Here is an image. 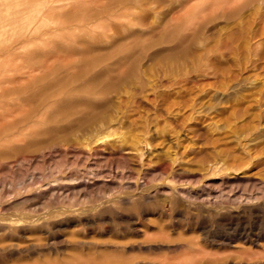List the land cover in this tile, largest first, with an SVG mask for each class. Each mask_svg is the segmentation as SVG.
<instances>
[{"label":"rangeland","instance_id":"obj_1","mask_svg":"<svg viewBox=\"0 0 264 264\" xmlns=\"http://www.w3.org/2000/svg\"><path fill=\"white\" fill-rule=\"evenodd\" d=\"M178 10L184 12L183 18H172ZM0 19L4 21L0 24V69H9L11 75L0 83V113L29 115L9 127L0 142L22 149L29 139L34 141L32 148L42 149L28 154L15 150L0 159V246L15 243L0 248V264H151L137 263V259L195 254L192 244L233 258L237 250L248 247L242 240V246L231 243L229 247L226 240L243 228L260 232L264 209L254 213L240 204L217 207L209 196L220 193L217 184L228 178L263 177L264 162L247 165V156L263 145L264 136L257 130L259 134L254 131L237 140L231 135V125L237 120L225 126L222 118L211 117L215 113H264V0H0ZM91 52H109V60L120 57L123 64L136 62L139 71L127 86L134 92V101H129V93H124L129 99L122 103L114 96L104 127L83 142L49 146L50 137L65 133L61 127L66 117L59 109V95L44 101L52 82L44 76L52 70V78L67 71V61L59 57L74 55L69 61V70H74ZM49 55L52 58L47 59ZM25 85L32 86L24 91ZM174 131L181 135L180 146L170 139ZM181 152L188 159L186 167L172 161V156L180 161ZM232 156H237L235 164ZM238 156H245L247 164ZM19 157L23 163L13 162ZM205 163L210 166L206 168ZM179 168L197 174L200 182H182L175 175ZM58 173H99L97 184H110L111 190L91 195L75 189L78 193L72 199L48 203L39 191L34 192L38 196L27 198L32 192L26 186ZM76 181L69 180L65 187ZM10 188L15 193L9 194ZM166 188H174L173 202L167 208ZM186 188L191 192L182 194L180 190ZM14 214H46L40 226L26 230L41 242L37 247L25 246L29 240L22 235V222L12 219ZM20 240L27 242L19 244ZM249 245L263 251L264 243ZM242 256L247 262L256 258Z\"/></svg>","mask_w":264,"mask_h":264},{"label":"bare ground","instance_id":"obj_2","mask_svg":"<svg viewBox=\"0 0 264 264\" xmlns=\"http://www.w3.org/2000/svg\"><path fill=\"white\" fill-rule=\"evenodd\" d=\"M81 1H83V0H81ZM29 3H31V1L28 2V4ZM114 4H116V3H114ZM26 7L29 9L30 6L29 7L26 6ZM26 7H24V8H26ZM21 9H23V8H21ZM47 9H45L44 11L46 12ZM9 12H10V10H8V13ZM52 12H53V10H52ZM183 13L184 12L181 13L180 10H178V11L173 13L172 18H183V16H184ZM1 19H0V24H1V22H4V21L8 22V19L6 20V18L4 19V21L3 20L1 21ZM109 52H107L105 54L93 53V52H91L90 54L88 53L89 55L86 56L82 65H76L75 66L76 68L73 66L75 68L74 70H69V68H71V67H69L70 66L69 61L71 59L70 57L74 58V55L71 56V54H70V57H68V56L67 57H59L60 60L65 59L67 61V65H69L68 67H66L67 71H65L64 70L65 68H63L62 70L65 71L63 74L57 73L56 76L54 78H52L54 76V70H52L50 73H47L44 76L45 79H48L50 81L52 79V82L49 85L50 86L49 91L46 93V95L45 94L43 95L44 101L49 102V101L53 100L54 98H56V97H54L55 95H59L60 98L57 99L59 106H60L59 109L63 110L65 112L62 114L66 117V123H65V125L62 124L63 126L61 127V129L64 130L65 133L62 132L63 133L62 135H56V137H50L48 142H47V144H49V146H56V145L62 144V143H68L70 145H73L75 143L83 142L87 137L92 135V133H94V131H96L98 128L103 126L104 122L106 121V117L108 116L107 114H109L108 111H110V109H108V106H109V104H110V102L114 96H115L114 98L119 99V103L120 102L122 103L126 100L128 101L129 98H131V99H129V101L133 100L135 98V95L132 94L133 91L130 92V90H132V89H130L128 91L127 86L130 85L131 82L133 81L132 77H133L134 73L136 71H139L138 65L136 64V62H132L131 64H123L120 57L113 58L112 60H109V55H108ZM51 56L52 55H49L47 57V59H50ZM76 56H79V55L76 54ZM82 56H81V59H82ZM53 58L56 59L55 56ZM103 60L104 61L106 60V61L104 63H101V64H95V63H97V62L99 63V61H103ZM49 65H48V67H49ZM8 70L3 69V68L0 69V83L3 81L4 78H5V80H7V77L11 76V75H9L10 72ZM8 72H9V74H8ZM144 81L147 82L146 79ZM37 82H38V79H37V81H35L33 83V85H36ZM31 86L32 85H27V86L25 85V87H23V90L28 91L29 87H31ZM143 90H144V88H143ZM124 93H129V95H126L129 98L126 97L124 95ZM29 96L31 97V100L34 99V97L32 98L33 95L31 96V94H30ZM29 96H27V98ZM133 101H131V102H133ZM131 102H129V103H131ZM133 104H135V103L133 102ZM116 106H117V104H116ZM117 107L120 108L119 106H117ZM176 114H178V113H176ZM203 114H205V113H203ZM209 114L211 117V113H209ZM182 115L184 116V119H186V114L182 113ZM18 116L19 115H15L12 113H0V137L2 135H4L5 133H7V129L9 127L16 125V124H19V123L23 122L24 120L26 121L27 120L26 118L29 115H21L19 117ZM9 117H11L12 119L11 118L9 119ZM113 117H115V116L113 115ZM207 117H209V116H207ZM223 117H225V118H223ZM211 118H212L211 120L222 118V120L225 122L224 123L225 126H228L229 123L233 124L232 122H234L236 120H237V122L239 121L238 123L234 122V126L231 125V130H232L231 135H235L236 139H237V137L247 138L249 135L252 136L254 131H257V130L261 131L263 136H264V113H215ZM238 119H240V120H238ZM111 120H113V119H111ZM258 131H257V133H258ZM174 133H176V134L171 135L170 139L175 140V144L177 146H180V144L182 143L181 135L175 131H174ZM254 136H253L254 138H256V136L259 137V136H261V133H260V135H254ZM101 138H102V136H101ZM249 138H251V137H249ZM249 138H248V140H250ZM260 139H263V138H260ZM237 140H239V139H237ZM252 141H255V140H252ZM32 142H34V141L28 139L25 143H23L24 145H23L22 149L17 148L16 144H12L11 146H8L7 144L9 142L8 143L0 142V159L8 158V156L11 153H13L15 150H22V151L26 152L27 154L31 153L33 151L42 150L41 148L39 149V147L32 148V146L34 145V144H32ZM93 142L95 143V140ZM234 142L237 143L236 141H234ZM241 142H244V140ZM245 142H246V140H245ZM249 143H251V141ZM262 143H263V145L258 146L256 148L252 147V148H254V150L250 149V147H249V149L253 150V151L249 152V150H248V152L250 153L249 156H247V157H249L247 159L248 164L246 163V160L244 161L245 156H244V158H240L242 156H238L240 158V161L245 162L247 165H250V164L252 165V163L254 165V163H256L258 160L264 162V141ZM253 144H255V143H253ZM134 145H136V144H134ZM237 145H238V143L235 144L234 146L237 147ZM239 145H240V143H239ZM118 146H120V145H118ZM170 146H171V144L168 145L166 148L167 153H169V151H170L169 150ZM245 146L243 147L244 149H245ZM121 147H122V145H121ZM96 149H98V148H96ZM131 149H132V147H131ZM247 149H248V147L245 149L246 152H247ZM99 151H101V150H99ZM173 151H175V150H173ZM43 152H44V150H43ZM177 152L176 153L173 152V153L177 154ZM185 152H187V151H185ZM182 153L183 152H181V156L179 158L180 161H177L176 156H172V161L174 163L178 162L177 164L179 166H183L184 164L188 163V159H186L185 155H184V157H182ZM47 154L51 155V152L49 151V152H47ZM223 154H224V152H223ZM227 154H226V156H227ZM243 154H245V153H243ZM243 154H241V155H243ZM26 156L28 157V155H26ZM226 156L224 157V159L226 158ZM232 157H234V156H232ZM235 157H237V156H235ZM235 157H234V160H232L233 158L231 159V161H232V162L230 161L231 163L235 164V161H236ZM221 158H223V156H221ZM218 159L219 158H217V160ZM215 160L216 159H214V161ZM255 160H257V161H255ZM260 161H258V162H260ZM13 162L23 163V157L16 158L15 160H13ZM227 162H229V161H227ZM209 163H211V162H209ZM209 163H207V164L205 163L207 165V167L206 166H204V167L208 168L210 166V165L208 166ZM245 163H244V166H245ZM201 164H203V163H201ZM201 164H199V165H201ZM262 165H264V164H262ZM256 166H258V165L256 164L254 167H256ZM185 167H183V168H185ZM202 167H200L201 170H202ZM216 168H218V167L216 166ZM220 168H223V167H220ZM220 168H218V169H220ZM257 168H259V166ZM261 168L262 167H260V169ZM185 169H187V168H185ZM263 169L264 168H262V170ZM178 170H179V172L176 173L175 175L182 182L186 181V179H189L191 181V183H193L194 185H196V183L200 182V180L198 178L199 176H197V174H193V173L187 174L188 173V172H186L187 170L180 169V168ZM174 172H176V171H174ZM245 172L246 173L248 172V168L244 170V173ZM255 172L259 173L258 169ZM261 172H264V171H261ZM249 173H251V172H249ZM252 173H254V171H252ZM261 174H264V173H261ZM100 175L101 174L98 173V174H94L92 176H90L89 174L76 175L75 176L73 174L65 175L62 173H60V174L58 173V175L57 174H56V176L54 175L53 178L45 179L43 182L34 181L30 185L26 186V189H30V191L32 192L30 195L27 196V198H33V197L38 196L39 194L34 193L36 191H39L41 193V197H43L45 203L51 202L55 199H61V198H64L65 200L66 199H72V197L74 195H76L78 193V191H80V192L84 191L85 194H89V193L91 194L93 192H97L98 194H106L111 190L110 184L109 185L108 184H97V179ZM199 175H201V174H199ZM236 175L237 174H235V176ZM239 176H240V174H239ZM254 176L253 177L228 178L226 180L220 181V183L217 184L218 188H220V193L217 194V192H215L216 194L214 193V195L212 194L213 195L212 196L211 193H208V191L210 192L211 190H209V189L206 190L208 195H211V196H209V200H211L217 207H225L227 205L240 204L241 206H244V208H246L250 212H254V213L255 212H262V209H264V179H262L264 177V175H263V177L259 176L256 178ZM69 180H77V181L74 182L71 187H65L66 184L71 183V182H69ZM90 182H92L95 186L90 184ZM223 184H225V185H223ZM174 188H172V189L166 188V190H165L164 205L166 208L170 204L169 202H171V203L173 202V192L172 191L174 190ZM204 188L205 189L208 188V182L204 184ZM75 189H79V190L76 192ZM180 191L182 192V194H189V192H191L188 188L181 189ZM8 193L9 194L15 193V189L9 190ZM197 196H195V197H197ZM201 196L203 199L207 195H205L204 197H203V195H201ZM190 197H191V195H190ZM204 199H206V198H204ZM261 206H262V208H261ZM169 207L172 209V207H173L172 204ZM222 213H221V216H222ZM45 215L46 214H34V215H31V214H25V215L17 214L16 215V214H14L12 216V219L20 220L22 222V224L20 225L21 228L24 230L23 231L24 234H22V235H24L26 238H28V239L25 238V240H29L28 241L29 243L25 244V246H27V248L31 247V246L37 247L38 242H40V241H38V239H37V241L32 239L34 237H31L29 235H33V234L27 235L26 230H28L29 228H32V227L37 228L38 226H40V222L43 220ZM176 219H177L176 221H178V217H176ZM217 220H219V219H217ZM93 223H95V222L93 221ZM168 227H170V226H168ZM238 229H236V231ZM243 229L244 230L239 229V231H237V233L234 235V237H230L229 240H226L229 242V247H230L231 243H233L232 245H235L236 243H240V240H242L244 242V244L245 243H249V244H263L264 243V228L260 232H256V231L250 232L249 230L247 231L245 228H243ZM211 230H212V228H211ZM169 231H171V230H169ZM233 231L236 232L235 230H233ZM215 232H217V231L215 230ZM167 233H170V232H167ZM202 234L203 233H201V236H202ZM166 236H168V235H166ZM200 237H198V238H200ZM225 237H226V235H225ZM202 238H201V240H202ZM220 238H223V237H220ZM222 240H224V239H222ZM13 241H15V240H13ZM18 241H19V239H18ZM76 241H78V240H76ZM226 241H225V243H226ZM242 241H241V243H242ZM15 242H17V240ZM21 242L22 241L20 240L19 244L23 243V242L22 243ZM26 242L27 241H25L24 243H26ZM42 242H43V240H42ZM72 242H74V241H72ZM122 242H124V241H122ZM220 242H221V240H220ZM24 243H23V245H24ZM40 243H39V245H40ZM119 243H118V245H119ZM197 243H199V240ZM223 243H224V241H223ZM79 244H80V242L78 243V245ZM242 244L240 246H242ZM249 244L246 245L248 247L243 248V250L239 249L241 252H238L239 250H237L236 251L237 254H234L235 257L233 256L234 252H230V253H232L231 255L233 256V258L230 257L229 253L227 255L225 254L223 256H219V255H217V253H215V254L211 253L210 251L205 249L204 246L203 247H201V246L195 247V245L192 244L191 248L194 249L197 254L195 253V254H189V255H183V256H174V257L168 256V258L166 257L164 259H159V260H155V259H151V260L149 259L148 260V258L147 259H145V258L141 259L140 258V259H137V263H138V261L139 262L142 261V262H150L151 264H211V262L212 263L215 262V264H240L242 261L245 264H252L254 261V264H257V263L261 264V262L264 264V245H263V251H257L256 250L257 247L255 245V248H254L256 250L255 251L254 249L251 248L253 246L249 245ZM14 245H15V243H11V244L7 243V245L2 244V246H0V248L4 249V247H9V246H14ZM138 245L140 246V244H138ZM221 245H222V243H221ZM236 246H239V244L238 245L236 244ZM40 247H41V245H40ZM168 247H170V246H168ZM236 249H238V248L236 247ZM232 251H235V250H232ZM240 254H242V255L243 254H249L253 257L256 256V258L254 257L255 259H251L249 257L250 259H248V260H251L252 262L251 261L247 262L246 261L247 259L246 260L244 259L245 261H243V259H242L243 256ZM236 257H237V259H235ZM238 258H240V260Z\"/></svg>","mask_w":264,"mask_h":264}]
</instances>
